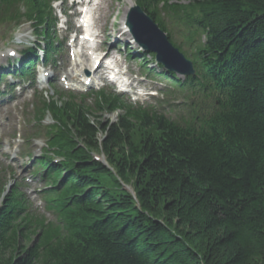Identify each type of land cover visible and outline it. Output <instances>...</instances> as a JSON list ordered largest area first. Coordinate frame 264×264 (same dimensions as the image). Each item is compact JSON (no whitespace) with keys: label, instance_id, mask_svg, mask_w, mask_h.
Segmentation results:
<instances>
[{"label":"trees","instance_id":"trees-1","mask_svg":"<svg viewBox=\"0 0 264 264\" xmlns=\"http://www.w3.org/2000/svg\"><path fill=\"white\" fill-rule=\"evenodd\" d=\"M134 2L189 55L198 100L173 120L105 95L44 104L57 221L0 185V264H264V0ZM22 21L49 33V0H0V24Z\"/></svg>","mask_w":264,"mask_h":264},{"label":"rangeland","instance_id":"rangeland-1","mask_svg":"<svg viewBox=\"0 0 264 264\" xmlns=\"http://www.w3.org/2000/svg\"><path fill=\"white\" fill-rule=\"evenodd\" d=\"M72 1L75 0H65L62 4H55V8L56 10H60L59 8H66V12L67 14H69L70 12H72V10L69 8L70 4ZM103 1H108L107 5H104L102 3H100V9H99V13L102 14L101 16H103L102 20H100V24L101 26H105L107 28H110V26L112 25V27H116L119 25V22L121 21V17L124 16V18L126 17V15L129 13V9L131 8V6H133V0H103ZM129 1H132V3L130 4ZM104 8V11H102V9ZM98 14V11H97ZM96 14V15H97ZM59 23L60 26L63 24L64 20L63 18L59 17ZM57 28V32H58V40H60V38H64V34L63 33V29ZM19 32L22 33V35H20L19 37H16L15 34V38L13 40H8V41H2L3 39H0V55H1V59H0V64L4 63L6 58H8L7 56V52L10 51H14L16 53V58H18L19 56V49L22 45H28V46H32L33 41H34V37L32 36V33L30 31V27L28 26H22L19 30ZM2 32V31H1ZM3 33V32H2ZM108 35V34H107ZM115 36V32L111 34V37L108 38L109 40V44L108 46H112V48H116L117 47V53H115V57H119L121 62L126 66L127 71H129L130 73L128 74V77L126 79H128L127 81H131L132 87L135 88H150L152 86H158L159 82L156 80H148L146 78H142L141 81H138V78L134 79V75L135 72H138V66L135 63V61H133L132 59H127L126 61H124V57H125V53H124V44L122 43V39H119L118 41L121 42V44H114L113 40L115 38L112 37ZM2 36V35H1ZM5 36V34H4ZM4 38V37H3ZM123 38V37H121ZM116 40V39H115ZM99 41H101V37L99 38V40H97V43H99ZM117 41V42H118ZM111 43V44H110ZM69 40L66 41L64 40V46L62 49V53L64 54V56L62 57V59L59 61L58 64H56L54 67L48 68L49 71L52 72V76H53V80L51 83L48 84H43L40 85L38 84L36 86L37 91L38 92H43V90L45 89L46 91H50L52 86H58L62 88V83H61V77H64V71L65 69H67V65H64V61L68 62L70 61L72 58V56L70 55V53H68V45H69ZM130 46V45H129ZM130 48H127V50H129ZM132 50V49H130ZM132 52H134L132 50ZM90 69V68H88ZM78 72H84L83 69H77ZM48 71V70H46ZM92 77V74H89ZM97 81H95L96 83ZM15 83V81H14ZM80 86V90H91V89H97L99 87V85L96 83L95 86H90V87H85L82 86L79 83ZM24 88V90H19L20 94L18 92L15 93V96H17L16 100L14 101H9L7 103V106H10L8 109L9 113H4L3 112V106H0V120L1 123H5L7 126L3 127V131L2 133L5 134H9L11 132V134L13 133H17L21 127V112L22 113H27V108H28V104H29V94L32 93V91L30 90V86L28 82H25L24 85L22 86ZM21 87V88H22ZM78 92V91H77ZM80 92V91H79ZM145 99H149L147 98V96H144ZM8 117H13L14 121L10 126L8 125L9 121H8ZM109 119L110 121H114L116 119V113L114 114H109V115H104L103 116V120H107ZM18 134V133H17ZM17 134L15 136H17ZM15 136L13 138H15ZM16 145H19V142L16 140H11L9 139V147H6V145L4 144L2 148H0V168L9 165L11 167V169L14 172L15 178L13 180V178L11 177L10 180L12 182H22L23 180L25 181L22 182L23 184H25V189H27L26 191V195L29 197V200H35V202L40 201L38 194H37V190H39L41 188V185L37 182V181H33L34 179H30L29 178V174L27 172L24 171L23 166H24V162L25 160L23 158H19L20 160L16 159L17 156V150H16ZM41 145V143H38L37 146H35V150L34 152L37 151L38 147ZM4 153V154H2ZM99 157V156H98ZM17 160V162H16ZM15 161V162H13ZM17 163V165H16ZM19 175H21V177L19 178ZM27 180V181H26ZM29 180V181H28ZM33 202V201H32ZM46 217L51 218V216L46 215Z\"/></svg>","mask_w":264,"mask_h":264},{"label":"water","instance_id":"water-1","mask_svg":"<svg viewBox=\"0 0 264 264\" xmlns=\"http://www.w3.org/2000/svg\"><path fill=\"white\" fill-rule=\"evenodd\" d=\"M126 24L137 42L155 52L157 59L165 66L182 72L192 69L191 63L167 43L158 27L138 7L131 9Z\"/></svg>","mask_w":264,"mask_h":264},{"label":"bare ground","instance_id":"bare-ground-1","mask_svg":"<svg viewBox=\"0 0 264 264\" xmlns=\"http://www.w3.org/2000/svg\"><path fill=\"white\" fill-rule=\"evenodd\" d=\"M129 3L131 4L132 1H129ZM102 4L107 5L108 1H103ZM102 11H104V8L102 9ZM124 24H125V20H124V16H122L121 17V25L123 26ZM107 39H108L107 35H104V40L100 44L102 47H104L103 58H105L106 56H112L113 55L112 49L106 48V47H108V40ZM95 49L98 50L97 48H95ZM80 58H81V60L74 59L73 62L70 64V67H71L70 71H66V73H65L66 79H70V80L74 81L75 78L78 76V74H75V72H74L75 68L79 67L80 65L84 66V68H87L88 65H91V61H90L91 59L86 57L84 54H81ZM96 60L97 59H95V61ZM95 61H93V64L91 65L92 74L96 75L98 78H101L100 72L102 70V66L99 64L96 68H94ZM86 79H87V76L84 77L83 81H85Z\"/></svg>","mask_w":264,"mask_h":264}]
</instances>
